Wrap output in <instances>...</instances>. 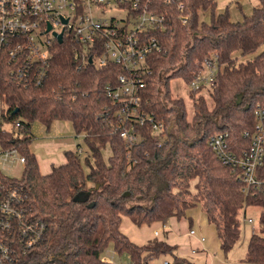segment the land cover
<instances>
[{"label": "trees", "instance_id": "trees-1", "mask_svg": "<svg viewBox=\"0 0 264 264\" xmlns=\"http://www.w3.org/2000/svg\"><path fill=\"white\" fill-rule=\"evenodd\" d=\"M243 21L233 22L228 9L217 14V0H152L153 8L165 17L151 36L162 50L149 55L143 104L165 124L160 134L148 128L145 141L132 149L98 115L109 104L105 87L121 72L109 64L81 69L73 59V46L56 45L53 69L40 88L18 85L11 66L0 53V100L8 121H21L19 135L0 133L1 145L18 147L25 157L20 186L35 217L47 225V235L19 264H112L102 260L112 248L127 254L133 264H148L162 255L173 264H186L175 254L177 246L154 238L137 245L122 230V217L137 226L167 224L182 220L187 211L201 206L214 225L225 255L239 243L249 208H260L259 231L249 239L245 263L264 264V193L246 194L237 171L222 164L208 141L218 133L229 134V146L237 154L249 149L245 131H254L256 107L264 109V0ZM210 13V21L202 20ZM186 16L183 25L179 20ZM217 54L223 65L207 95L191 92L194 116L186 102L175 97L171 81L190 83L202 63ZM240 58H244L241 61ZM211 101H208V98ZM42 123L49 130L54 122L67 121L78 136H84L90 155L65 151L66 162L50 174L40 170L31 150V126ZM109 147L106 160L103 150ZM0 177L1 176L0 174ZM264 183V167L257 169Z\"/></svg>", "mask_w": 264, "mask_h": 264}, {"label": "built area", "instance_id": "built-area-1", "mask_svg": "<svg viewBox=\"0 0 264 264\" xmlns=\"http://www.w3.org/2000/svg\"><path fill=\"white\" fill-rule=\"evenodd\" d=\"M179 3L180 0H169ZM119 11L120 16L105 17L106 11ZM183 25L188 18L181 16ZM165 17L153 8L152 0H0V53L11 66L10 75L20 86L43 87L51 76L56 45L65 41L73 46V59L79 69L94 65L97 68L115 64L121 72L115 83L105 87L109 104L98 118L104 120L113 133L119 134L130 150L145 141V131L160 134L165 124L143 104L147 78L152 71L149 55L162 47L152 30L164 25ZM62 35V43L58 36ZM223 65L217 54H212L202 63L199 73L186 83L189 94L198 92L207 95ZM257 120L253 132L245 131L250 139L249 149L241 154L229 146V134L218 133L208 141L222 164L240 174L246 194L264 193V183L257 178V169L264 167V109L256 107ZM21 121L12 123L0 116V133L4 131L19 135ZM1 143V141H0ZM0 159L8 164H21L25 157L18 147L2 145ZM0 264H19V255H26L47 235V225L33 215L27 204L23 189L12 178L0 171ZM252 226L253 218L244 217ZM167 226L157 229V236ZM191 230L190 235H196ZM202 242L204 237H200ZM197 253V249L193 250ZM118 255L107 249L102 260L114 264ZM54 256L46 257L43 264H51ZM156 259L149 261L153 264ZM133 264L129 257V262ZM160 264H173L171 258ZM248 264V263H246Z\"/></svg>", "mask_w": 264, "mask_h": 264}, {"label": "rangeland", "instance_id": "rangeland-1", "mask_svg": "<svg viewBox=\"0 0 264 264\" xmlns=\"http://www.w3.org/2000/svg\"><path fill=\"white\" fill-rule=\"evenodd\" d=\"M217 14L223 13L228 9L231 20L233 22L243 21L244 16H250L253 9L257 6V0H217ZM114 15L120 16L119 11L109 12L108 10L103 14L105 17H112ZM202 20L206 22L210 21V13H205ZM244 61V58H240ZM171 91L175 97L182 98L186 102L189 118L194 116V99L189 94V89L186 82L183 79H174L171 81ZM208 96V95H207ZM208 98V97H207ZM208 101L211 104L210 99ZM4 105L0 100V116ZM31 132L34 135V141L31 145V150L39 160L40 170L46 175L50 174L54 166H59L66 162L64 156L65 151H79L81 158L90 155L88 146L85 143L84 136H78L75 134L73 126L67 121L54 122L49 130L40 123L34 122L31 126ZM2 151V145L0 143V152ZM104 158L107 160L111 155V149L107 147L103 150ZM0 171L9 177L19 179L23 173V165L21 164H8L0 159ZM192 215L195 220L193 225H211L206 219V216L202 209L195 208L192 210ZM260 208H249L246 213L247 218H253L256 226L255 232L259 231V217ZM206 220V222H204ZM169 225L172 226V234L168 237L165 232L158 236L159 240L168 241L177 245L175 254L179 257L187 260L186 264H246L244 262L247 253V246L250 237L253 234L252 226L243 221L242 234L239 243L236 247L227 255H225L220 247L206 246V244H198L196 239L185 236V233L190 228L189 220H177L173 219ZM168 225V224H167ZM157 228H163L162 223H154L152 225L137 226L130 220L129 217H122V232L128 236L132 242L137 245H145L154 238V230ZM199 248L198 253H193V249ZM112 249V248H110ZM204 249V251H203ZM198 250V249H197ZM171 258L168 255H162L156 259L153 264H160L163 259ZM129 262V256L127 254L116 255L114 258V264H125Z\"/></svg>", "mask_w": 264, "mask_h": 264}, {"label": "crops", "instance_id": "crops-1", "mask_svg": "<svg viewBox=\"0 0 264 264\" xmlns=\"http://www.w3.org/2000/svg\"><path fill=\"white\" fill-rule=\"evenodd\" d=\"M259 4V1L257 0V5ZM196 208H200L201 209V206L199 205L198 207H196ZM195 209V208H194ZM193 209H191V210H189V211H187V217L184 219V220H189V222H190V228H189V230L185 233V236L187 235L188 237H191V238H194V239H196V241H198V244H206V246H214V247H220V249H221V242H220V240H219V238H218V235H217V231H216V228L214 227V225H200V224H197V225H193L194 223H195V220H194V218H193V215H192V211ZM206 216V215H205ZM173 219H175V218H172L171 220H173ZM207 219V218H206ZM170 220V221H171ZM168 222L167 224H163V226L165 225V226H167V228L166 229H163L162 231H163V233L165 232V235L168 237L170 234H172V226L171 225H169V223H171V222ZM208 221V220H207ZM204 222H206V220L204 221ZM157 229H161V228H157ZM157 229H155V230H157ZM196 230V235H190V231L191 230ZM154 230V231H155ZM162 231H161V233H162ZM160 233V234H161ZM159 234V235H160ZM159 235H155L154 234V238H157L158 239V236ZM200 237H204L205 238V241L204 242H202L201 240H200ZM153 238V239H154ZM166 242L167 243H169V244H171V245H175V244H172V243H170L169 241H168V239L166 240ZM177 246V245H176ZM196 249H198L197 250V253L199 252V248L198 247H196ZM194 250V249H193ZM203 251H204V249H203ZM222 251V250H221ZM223 252V251H222ZM158 259V258H157Z\"/></svg>", "mask_w": 264, "mask_h": 264}, {"label": "water", "instance_id": "water-1", "mask_svg": "<svg viewBox=\"0 0 264 264\" xmlns=\"http://www.w3.org/2000/svg\"><path fill=\"white\" fill-rule=\"evenodd\" d=\"M58 40H59L60 43H62V35L58 36Z\"/></svg>", "mask_w": 264, "mask_h": 264}]
</instances>
